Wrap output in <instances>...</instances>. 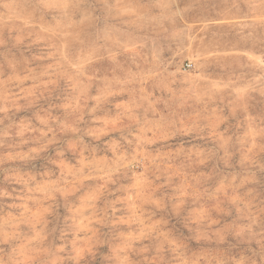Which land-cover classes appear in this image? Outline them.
Instances as JSON below:
<instances>
[{
	"label": "rangeland",
	"instance_id": "374dc122",
	"mask_svg": "<svg viewBox=\"0 0 264 264\" xmlns=\"http://www.w3.org/2000/svg\"><path fill=\"white\" fill-rule=\"evenodd\" d=\"M0 264H264V0H0Z\"/></svg>",
	"mask_w": 264,
	"mask_h": 264
},
{
	"label": "built area",
	"instance_id": "2783aa9c",
	"mask_svg": "<svg viewBox=\"0 0 264 264\" xmlns=\"http://www.w3.org/2000/svg\"><path fill=\"white\" fill-rule=\"evenodd\" d=\"M189 66H190V63L186 62L184 67L187 68Z\"/></svg>",
	"mask_w": 264,
	"mask_h": 264
}]
</instances>
